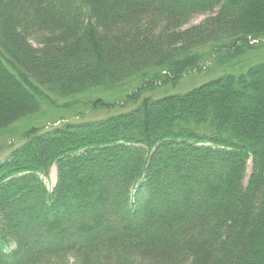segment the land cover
<instances>
[{"label": "trees", "instance_id": "16d2710c", "mask_svg": "<svg viewBox=\"0 0 264 264\" xmlns=\"http://www.w3.org/2000/svg\"><path fill=\"white\" fill-rule=\"evenodd\" d=\"M263 52L264 0H0V264H264Z\"/></svg>", "mask_w": 264, "mask_h": 264}, {"label": "rangeland", "instance_id": "374dc122", "mask_svg": "<svg viewBox=\"0 0 264 264\" xmlns=\"http://www.w3.org/2000/svg\"><path fill=\"white\" fill-rule=\"evenodd\" d=\"M205 16H196L194 19H192L190 21V23L185 27H191V26H195L199 23H201ZM264 53V52H263ZM263 59L262 57H255L253 60H251V63H255L256 60H261ZM206 68H209V66L207 65L204 69L202 74H188L186 75L183 80H181V83L179 84V87L176 88V90L174 89L175 92H187L192 90L193 88H196L197 86L201 85L202 83L212 79L214 76H217V72L214 74H205L206 72ZM135 83L130 84L127 88H124L121 91L118 90L114 93H109L106 94L105 96L108 97L111 100H117L118 98H121L123 95H125L126 93L131 92L134 88H135ZM118 92V93H117ZM161 94H163L162 92L156 91L155 93H145L144 96H148V95H153V96H160ZM63 102L59 103L62 104ZM117 112V111H114ZM112 112V113H114ZM78 113H82L81 116H79ZM108 113L106 112H98V113H93L90 112L89 110L83 108V107H76L70 111H53V110H47L45 111L40 117H38L37 119L34 120V122H30V125H35L38 127H42L44 129H48L50 127H52V121H50L51 118L55 117L56 120H61L59 122V124L62 122L64 123L65 121L68 122H81V121H85V120H99L102 119L104 117L107 116ZM58 124V123H57ZM55 124V125H57ZM27 124H25L24 122L22 123H18L16 125V128L14 130H16V134L19 133V131L21 129H23ZM54 125V126H55ZM15 136H12L11 134H5L4 136L0 137V141L1 143H4L5 141H9L11 146H15L17 144V140H15L14 138ZM8 149L0 152V161H2L7 155H8ZM249 171H250V164H248L247 166V175H249ZM56 182V178H55V169L51 168L49 170V174H48V181H46V185L48 187V189H51L52 187H54Z\"/></svg>", "mask_w": 264, "mask_h": 264}]
</instances>
